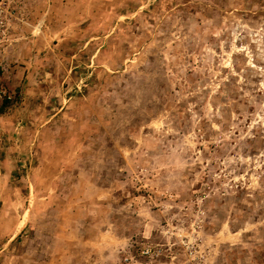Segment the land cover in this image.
<instances>
[{
    "label": "rangeland",
    "instance_id": "1",
    "mask_svg": "<svg viewBox=\"0 0 264 264\" xmlns=\"http://www.w3.org/2000/svg\"><path fill=\"white\" fill-rule=\"evenodd\" d=\"M0 264H264V0H0Z\"/></svg>",
    "mask_w": 264,
    "mask_h": 264
},
{
    "label": "trees",
    "instance_id": "2",
    "mask_svg": "<svg viewBox=\"0 0 264 264\" xmlns=\"http://www.w3.org/2000/svg\"><path fill=\"white\" fill-rule=\"evenodd\" d=\"M0 113H1V111H0Z\"/></svg>",
    "mask_w": 264,
    "mask_h": 264
}]
</instances>
